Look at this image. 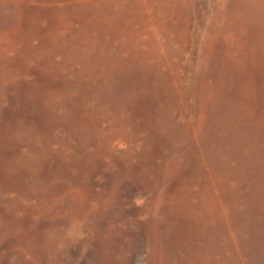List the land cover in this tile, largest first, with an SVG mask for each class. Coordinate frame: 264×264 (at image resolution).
I'll list each match as a JSON object with an SVG mask.
<instances>
[{
  "label": "rangeland",
  "instance_id": "1",
  "mask_svg": "<svg viewBox=\"0 0 264 264\" xmlns=\"http://www.w3.org/2000/svg\"><path fill=\"white\" fill-rule=\"evenodd\" d=\"M0 264H264V0H0Z\"/></svg>",
  "mask_w": 264,
  "mask_h": 264
}]
</instances>
